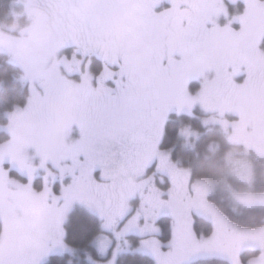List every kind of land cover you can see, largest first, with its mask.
Listing matches in <instances>:
<instances>
[{
    "label": "snow or ice",
    "instance_id": "obj_1",
    "mask_svg": "<svg viewBox=\"0 0 264 264\" xmlns=\"http://www.w3.org/2000/svg\"><path fill=\"white\" fill-rule=\"evenodd\" d=\"M244 5L241 14L220 25L218 17L227 16L220 0H79L62 5L81 12L78 35L57 29L43 44L15 52L30 96L11 116L21 135L10 151L34 148L43 166L51 160L59 168L61 187L54 192L45 177L37 192L31 183L19 185L0 171V264H37L48 227L58 230L72 203L86 202L95 183L97 153L129 157L140 147L149 150L173 110L239 106L264 88V50L259 47L264 0H244ZM70 43L89 55L90 65L92 59L98 62L95 72L62 71L66 59L55 57ZM241 73L245 80L238 84ZM192 80L202 81L195 94L188 87ZM73 130L78 137L69 140ZM63 161L71 164L61 167ZM28 202L34 206L19 217L16 209ZM183 238L178 232L174 242ZM152 254L157 264H172L171 253L153 248Z\"/></svg>",
    "mask_w": 264,
    "mask_h": 264
},
{
    "label": "rangeland",
    "instance_id": "obj_2",
    "mask_svg": "<svg viewBox=\"0 0 264 264\" xmlns=\"http://www.w3.org/2000/svg\"><path fill=\"white\" fill-rule=\"evenodd\" d=\"M33 1L12 2L10 16L8 14L9 23H0L1 37H7L13 43L15 39H21L27 20L32 15ZM259 47L264 50L262 40ZM15 52V49L10 51L9 57L17 61ZM62 71L68 70L62 68ZM76 72L75 68L72 73ZM72 78L77 79L78 76L73 75ZM18 80L27 88L23 104L14 105L8 101L0 110L4 116V119L0 118V132L7 136L0 142V171H6L8 179L19 185L31 183V187L37 192L42 189L44 178L47 177L48 186L59 193L61 172L51 160L47 162L46 167L43 166V156L32 147L18 154L10 151V145L14 140H19L21 135L20 129L13 125L11 116L25 106L30 96V85L24 70L18 75ZM197 106L200 111L206 113L201 118L203 125L221 129L228 143L234 146L226 158L227 174L251 188L254 172L248 157L254 154L264 158V88L246 96L239 106L210 110H205L199 104ZM51 108L55 110V105ZM187 112L190 116L191 111ZM31 125L29 120L24 126L27 128ZM160 136L154 147L149 150L140 147L132 157H122L112 152L97 153L94 156L95 183L86 202L74 201L63 214L58 230L51 225L48 227L43 243L37 250V264H44L53 255L74 252L73 247L67 245L64 240V225L74 210H85L100 221L101 231L93 243L97 259L89 258L92 264H116L118 257L124 254L146 255L157 264L152 254L153 248H158L162 253H171L168 258L172 264H190L196 260L213 258L226 260L230 264H264V226L253 230L241 228L230 222L209 199L211 195L221 191L231 198L235 207L264 208V192L236 193L229 188L226 181L191 179L189 169L178 166L171 159L168 149L161 148ZM180 136L189 144L191 139L198 138L196 132L186 128L180 131ZM77 137L78 132L73 130L69 140H75ZM149 160L154 163L147 164ZM70 164L71 161H63L61 167ZM163 174L168 178L180 179L184 185L177 193L171 194L173 188L167 179L165 181ZM53 175L56 178L54 185ZM126 181L133 183L135 192L127 198H122L120 191L112 189L116 184L123 186ZM68 183L70 177L65 173L63 184ZM112 195L118 197L113 198ZM33 206L32 202H28L26 206L18 207L17 215L23 218L26 210ZM195 217L210 224L209 234L198 237L194 228ZM164 219H167V224ZM181 231L184 238L177 244L174 241ZM243 252L255 254L243 257Z\"/></svg>",
    "mask_w": 264,
    "mask_h": 264
},
{
    "label": "trees",
    "instance_id": "obj_3",
    "mask_svg": "<svg viewBox=\"0 0 264 264\" xmlns=\"http://www.w3.org/2000/svg\"><path fill=\"white\" fill-rule=\"evenodd\" d=\"M12 0H0V20H5L9 11ZM232 1V0H221ZM235 5L228 6L231 17L234 13L241 14L244 10V3L234 2ZM8 16V15H7ZM230 17V19H231ZM229 19V20H230ZM228 20H226V23ZM224 24V19H222ZM234 27V25H233ZM262 40V49H264V39ZM9 69L6 66L7 70ZM3 69V71H5ZM0 72V80L7 82L5 87L0 91V110L4 103L9 101L10 104H23L26 89L20 87V84L13 85L10 82L9 74ZM14 97V99H12ZM24 99V100H23ZM11 107L13 105H10ZM6 108V107H5ZM197 116L189 117L185 113L171 114L166 120L160 133V144L162 149H168L171 159L182 168L189 169L191 179L210 180L213 182L226 181L229 188L236 193L251 192L260 194L264 192V158L249 155V160L253 165L254 180L253 185L249 188L245 183L231 178L226 172V158L228 153L233 150L234 146L228 143L225 133L214 126H204L199 112ZM0 118L4 119L3 113L0 112ZM188 129L196 132L198 138L191 139L190 144L180 136V131ZM4 132H0V142L6 138ZM239 147V146H235ZM184 185V184H183ZM217 209L225 215L232 223L244 229H257L264 226V208H246L235 207L231 198L223 192H217L209 197ZM165 220V219H164ZM194 228L198 237L206 236L210 232V224L202 219L195 217ZM167 224V219L165 220ZM165 228V226H164ZM101 231L99 219L85 210H74L67 218L64 225L65 243L73 247L74 252L71 254L53 255L48 258L44 264H92L89 258L97 259V252L94 247V239ZM254 252H243L242 256L253 255ZM116 264H155L152 259L146 255L124 254L118 257ZM190 264H230L222 259H201Z\"/></svg>",
    "mask_w": 264,
    "mask_h": 264
},
{
    "label": "flooded vegetation",
    "instance_id": "obj_4",
    "mask_svg": "<svg viewBox=\"0 0 264 264\" xmlns=\"http://www.w3.org/2000/svg\"><path fill=\"white\" fill-rule=\"evenodd\" d=\"M22 1V0H21ZM235 3H244V0H232ZM232 1H225L228 5H235ZM79 0H34L32 6V15L29 16L27 20V25L25 27L24 33L21 35V39H15V43L9 40L7 37L0 36V54L3 57L2 62H0V67L3 64H8L12 67H20V64L17 61L11 60L9 55L10 51H17L19 48H29L39 44H43L48 37H50L57 29H63L66 32L71 33L72 35H78V33L83 28L82 23V14L78 9H73L71 11H66L62 5L68 3H76ZM225 2L220 0L221 5L226 9L227 16L221 15L218 17L217 22L220 25L226 24V20H229L232 15L228 11V6L225 5ZM22 6V5H21ZM239 15L234 13L233 16ZM232 18V17H231ZM224 19V24L222 23ZM234 28H238V25L233 24ZM261 42V41H260ZM260 45V44H259ZM63 55L61 58L60 55ZM66 59V68L68 71H73L77 69L76 74L86 75L90 71L95 72L99 64L95 59H92L91 65L89 64V55L84 52V50L74 44H69L62 48L60 52L55 57L57 61H64ZM21 68V67H20ZM236 80L240 83H243L245 80V74L241 73ZM237 82V81H236ZM238 83V82H237ZM201 80H192L190 81L188 87L192 94H195L201 87ZM239 84V83H238ZM198 106L194 105L192 107L190 117H194L197 113ZM188 110H183L179 113L188 114ZM171 114L177 115L178 113L173 110L170 112L166 118H170ZM188 116V115H187ZM130 157V156H129ZM132 157V156H131ZM154 161L149 160L147 164H153ZM164 179H167L172 188V194L177 193L183 186V183L178 178H168L167 175H164ZM116 187V188H115ZM113 187L112 191H120L122 198H127L131 193L135 192L133 189L134 185L131 182L126 181V184L123 186L116 184ZM122 190V191H121ZM112 193V192H111ZM112 197H118L112 195ZM121 208L119 204H116Z\"/></svg>",
    "mask_w": 264,
    "mask_h": 264
}]
</instances>
